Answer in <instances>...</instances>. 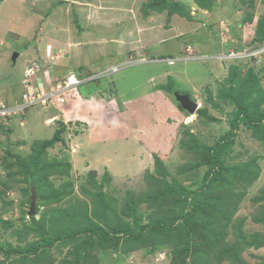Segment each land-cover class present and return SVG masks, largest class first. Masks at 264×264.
<instances>
[{"label": "rangeland", "instance_id": "1", "mask_svg": "<svg viewBox=\"0 0 264 264\" xmlns=\"http://www.w3.org/2000/svg\"><path fill=\"white\" fill-rule=\"evenodd\" d=\"M3 1L0 0V37L5 44L0 45V55L8 56L11 70L16 68L13 55L21 53L17 65L24 63L27 55L22 46L34 44L32 32L36 33L35 37L41 34L39 22L41 18L42 23L48 21L52 11L53 14L68 13L71 8L74 24L76 19L79 21L73 41L82 42L75 45L78 49L73 60L89 59L90 42H95L97 35H103V31L95 30L96 24L91 19L95 15L94 6L98 9L103 0ZM170 1V18L156 13V25L168 27L174 15L184 22L185 28L177 25L178 31L184 32L170 33L172 39L161 44H168L172 52L177 44L176 55L180 52L186 56L201 47V43H205L201 47L204 49L194 52L199 55L196 59L179 61L177 63L183 64L176 66L145 62L146 67L152 69L146 72L158 78L170 69L169 79L161 81L163 89L173 95L181 91L192 98L193 86L206 79L196 93L200 108L204 107L210 118L194 116L189 122L197 139L185 128H179L173 152L179 151L182 155L174 156L172 152L167 160H162L160 168L164 167V171L161 172L157 170L155 159L153 169L138 181L121 185V188L133 187L135 191L127 189L119 198L114 196V192H118L116 187L106 184L108 177L96 178L97 172L89 167L81 168L72 161L71 156L77 152V134L83 131L77 120L68 122L66 139L62 132L63 140L47 146V155L43 152L39 156L40 140L33 145L34 137L14 130L16 123L12 124L10 134L3 131L7 129L1 124L0 264H74L78 251L88 245L100 247V229L108 234L111 228L120 227L122 223L136 230L145 228L147 234H153L144 240L147 249L132 245L134 241L112 239L110 244L93 250L99 264L147 261L176 264L184 260L186 264H264V0H200L204 3L202 6L198 0ZM176 4L183 13L173 8ZM32 13L45 17L32 20ZM69 16L71 19L72 14ZM53 20L52 16L51 23ZM8 23H20L25 38L6 28ZM84 30L90 32L91 38L85 42L82 40ZM110 31L114 30L108 28L104 35ZM216 42L222 44L223 50L214 49ZM43 48L45 50V45ZM230 48L236 56H227ZM67 65H72V61ZM18 68L22 70L21 66ZM1 69L8 70V67L3 65ZM102 83L109 92L112 82L102 79ZM3 87L1 83L0 89ZM133 89L130 85L125 87L128 96ZM237 101L246 109L233 128ZM64 112L56 121L55 130L63 126ZM52 133L44 130L40 138L51 140ZM190 142H193L191 147ZM36 158L40 166L53 161V167L42 171L38 165L35 170ZM156 185L164 190L160 191ZM188 187L193 194L189 193L183 203V190ZM177 190H181L178 195L174 193ZM163 193H172L171 199L165 201L168 203L161 204V199L156 198ZM195 201L198 209L189 216L194 224L187 238V254L181 251L186 249L187 243L185 215L193 211ZM164 229L171 234L164 233ZM174 230L176 234L172 235Z\"/></svg>", "mask_w": 264, "mask_h": 264}, {"label": "crops", "instance_id": "2", "mask_svg": "<svg viewBox=\"0 0 264 264\" xmlns=\"http://www.w3.org/2000/svg\"><path fill=\"white\" fill-rule=\"evenodd\" d=\"M5 1L7 0L3 2ZM18 1L20 3V0ZM103 1L104 3L100 4L98 9H95L97 6L93 5L95 15L91 18L93 19V24H96L95 30L103 31V35L101 37L97 35L94 37L96 41L90 42L92 43L88 49L90 56L89 59L85 58L84 61L73 60L74 52L78 49V46L75 48V45L80 44L82 41L76 40L74 42L75 31L79 21L76 19V24H74L73 10L71 8L67 11L68 13L53 14L52 11L51 15L54 17V23H51V15L48 21L42 23L43 18L41 17L45 16L36 13L30 14L32 20L41 18L38 28L41 27L42 32L35 37L36 33L33 31L32 40L34 44L22 46L24 53L27 55L24 63L19 64L22 70L18 68V59L14 62L16 68L11 70V61L8 56L6 54L0 55V79L2 80L0 84L3 83L4 85L3 89H0V92H2L0 100L12 102L19 97L14 86L25 78V69L33 61H41L44 64L41 70L38 71L37 76L33 78V86L42 84L47 88V85H51L56 79L64 77L70 71L77 70L80 74L86 76L90 73H96L98 70H103L105 66L112 65L111 62L114 59V62H121L128 57L139 59L141 57L176 56L177 44L173 46L174 50L172 52V48L168 49V44L163 45L161 43L172 39L170 33L181 32L180 34H182L184 32L178 31L179 27H177V25L182 24L181 28H185L184 22H181L182 20L173 15L169 26L162 25L161 27L156 25L154 16L156 13H163L164 16L165 14L167 15V12L152 11L147 13L143 11L147 0ZM177 1L184 2L183 0ZM72 2L74 3V1ZM63 3L66 2L63 1ZM21 8L22 6L19 4V9ZM142 12L143 16L141 15ZM68 14H72L71 19ZM177 14L180 16L179 13ZM167 16L170 18L171 14L169 13ZM109 18L111 19L110 22H108ZM68 25H70V28ZM6 28L11 29L14 33H20L23 38L26 36L22 32L20 23L19 25L18 23H8ZM108 28H112L114 31L104 35V31L108 30ZM84 31L82 35L83 42L91 39L89 37L90 32ZM180 34H175L174 36ZM41 40H43V44ZM4 44L5 41H3ZM201 44L204 45L205 43ZM208 44L207 47L210 48V43L208 42ZM44 45L45 50L43 48ZM221 45L216 42L213 47L218 50L222 49ZM50 47H52L54 52L53 50L51 51ZM201 47H198V49H204ZM161 49L170 51L163 52ZM56 50L58 52H55ZM66 59L68 61L71 60L72 65H67L68 61ZM177 62L173 65L168 62H162L161 64L168 67L183 64ZM3 65H6L8 70H2ZM133 67H124L99 79L82 83L79 88L80 93L78 95H70L64 105L53 104L49 107L36 106L25 109L23 113L18 114L12 121L9 131H3L10 134L13 129L12 124L16 123L14 130L34 137L32 144L35 141L37 142V140H40L39 142L46 141L49 139L40 138L41 134L44 130L53 131V137L58 131L55 130L57 128L56 121L60 119L62 111H65L63 114V125L65 124L64 128H66L63 132V134L65 133V139L66 134L69 133L68 128L70 125L68 122L70 120H80L79 126L83 128V131L77 134V138H79L77 141V152L74 156H71L74 164L80 165L81 168L89 167V170L97 172L96 178L108 177L106 184L112 183L118 190V192H114L115 197L119 196L120 198L127 192V189H129L128 192L135 191L133 187L124 188L122 186L121 188V185L134 183L141 176L147 174L149 170L151 171L156 157H159L161 161L167 160L165 158L170 157L173 152L174 137L178 134L179 128H185L196 138L193 135L194 132H192L193 129H191L190 123L194 120V116L199 118H203V116L197 111L194 114L189 113L187 110L181 111L179 109L180 103L175 96L163 89L161 81L169 79L171 75L170 69L164 71L157 78L155 75H148L149 72L146 71L152 69L146 67L145 62L137 63ZM16 77L18 78L16 79ZM115 78H117V81ZM102 79L112 82L109 85V87H112L109 92L106 91L107 87H104L105 84L102 83ZM205 80H202L199 85L193 86L194 98L189 94L192 99L197 101L199 108L201 102L197 100L198 94L196 92L199 91ZM129 85L134 88L130 91L133 92L132 96H128L125 90V87ZM201 109L206 110L204 107H201ZM58 124L61 123L59 122ZM59 127L61 128V125ZM192 143H188V146L191 147ZM178 154L181 153L177 151L174 156ZM173 160H175L174 157ZM106 171L108 174H106ZM150 175L156 176L153 173H150ZM156 188L161 189V186L156 185ZM179 191L181 192V190H177L174 193L178 195ZM183 191L184 194H193L189 187ZM165 196V194L160 196L162 198L161 204L168 203L165 202L166 199L164 198L171 199L170 195L167 194V197ZM146 232L142 233V240L133 242L132 245L142 246L141 249H147L148 246L145 245L144 240L147 235L152 236L153 234H147ZM147 262L140 264H154L153 262ZM167 263L169 264V262Z\"/></svg>", "mask_w": 264, "mask_h": 264}, {"label": "trees", "instance_id": "3", "mask_svg": "<svg viewBox=\"0 0 264 264\" xmlns=\"http://www.w3.org/2000/svg\"><path fill=\"white\" fill-rule=\"evenodd\" d=\"M169 2H171V1L170 0H158V1L155 0V1L150 2L148 4L145 3L144 4L145 5L144 9H145L146 12L148 10V7L152 8V9H155V10L161 11L164 8H168ZM197 2H199V4L201 6L204 5V3H201L200 0H198ZM176 5L177 6H173V8H176L177 12L183 13L180 10L181 8H180L179 4H176ZM236 103H237V106H238V111H237L238 113H237L236 119L234 120V122H232V127L233 128L237 127V120H238V118L241 115L244 114L245 109H246L245 105L241 101H237ZM198 113H200L205 118H210V115L206 113V110H203V109L200 108L198 110ZM65 130H66V128H64V125H63L55 133V135L53 136V139L47 140V141L38 142L39 144H41V149L39 151L38 156L42 155L43 152L46 153L47 146H51L53 143H55L57 141H62L63 140V136L61 135V133L64 132ZM46 155H47V153H46ZM46 155H44V156H46ZM34 156H37V154L35 153ZM38 159L36 158L37 162L34 163V167L33 168H35V170L37 169V166L39 165V162H38L39 160ZM52 162H50L51 165L48 164L49 163L48 162V163H45V164H42L41 166L40 165L39 166L41 167L42 171L43 170L45 171L49 166L53 167V165H52L53 163ZM156 163H157L159 172L164 171V167L160 168V164H163V163H162V161L160 160L159 157H156ZM207 174H206L205 177L208 176ZM163 190H164L163 188L160 189V191H163ZM163 194H165L166 195L165 197H167L166 193H163ZM163 194H159L158 196H156V198H159V199H161L160 201H162V198L160 196H162ZM169 195H172V193H170ZM164 199H167V198H164ZM187 199H188V193L183 196V199H182L183 203L186 202ZM197 206H198V203H196V201H195V208L193 209V211L192 212H188V214L185 215L186 224L184 225V229H185V234H186L185 242H187V243H186V249L185 250L182 249L181 251H185L186 253L188 252V243H189V241H187L188 240L187 238H189V236L193 232L192 227H193V224H194L193 218H189V216L193 215L196 212V210L198 209ZM126 225H128V227ZM118 226H120L121 228L115 226V227L111 228V230H110L111 233H108V234H106L105 232H103V230L100 229L99 233L101 235V241L98 243L100 247H96L97 244H95V245H90V246L88 245L86 248H84L81 251L77 250L78 251L77 255L74 256V264H99V261H97V255H95L93 253V250L94 249L96 250L97 248H102V246H106L107 244H110L112 242V239L113 240L117 239L116 241L122 240L121 237L119 236L120 234H123V237L126 236L125 237V241L126 240H130V241L132 240L134 242H138L139 240L143 239V234L142 233L145 232V228H142L139 231V230H136L135 228L131 227V225H129L128 223H122L121 225H118ZM166 232L171 234V232L169 230L168 231L165 230L164 233H166ZM174 234H176V230L172 231V235H174ZM118 243L119 242H117L115 244V246H118ZM187 254L184 255L183 258H185L187 256ZM186 261L187 260H184L183 262L179 261L176 264H186Z\"/></svg>", "mask_w": 264, "mask_h": 264}, {"label": "clouds", "instance_id": "4", "mask_svg": "<svg viewBox=\"0 0 264 264\" xmlns=\"http://www.w3.org/2000/svg\"><path fill=\"white\" fill-rule=\"evenodd\" d=\"M151 1L153 0H147L145 3H150ZM145 7V5H144ZM148 7V6H147ZM143 11H145V9H143ZM152 11H155V12H161L162 11H166L167 12V15H169V13H171L169 11V8H164L163 10L159 11V10H155V9H152V8H149L148 7V10H147V13H151ZM141 15L143 16V12L141 13ZM0 45H3V39L0 37ZM190 45V44H188ZM184 51H186L185 49H182ZM230 51L233 50V49H229ZM194 52H197L199 53V49L195 50L192 52V54H188V55H181L180 53L176 56H166V57H163V56H155V57H141L139 59L135 58V57H128L126 58L125 60L119 62V61H116L115 63H112V65H109V66H105L103 68V70H98L96 71V73H90V74H87L86 76H83L82 74H80L78 71H70L67 75H65L64 77L62 78H58L56 79L51 85H47L48 87L46 88L45 85H37V86H33V78H35L37 76V73L38 71L41 70V68L44 66V64L41 62V61H33L30 65H28L25 69V78L20 82V83H17L14 88H16L18 94H19V97L14 99L12 102H9L7 100H0L2 102H5L7 104H10V105H15L16 102H21L23 101L24 99V96L25 94H28V93H39L41 91V89H44V90H50L51 87H55L59 82H62L64 81L67 76L70 74V73H74L79 79H81L82 81L80 83H78L77 85H75L74 89H72L71 91H69L68 93H66V101L67 99L70 97V95H78L80 93V86L82 85V83L88 81V80H94V79H99L107 74H112L114 73L116 70H120L124 67H128V66H131V65H134V64H137V63H142V62H148L147 60L151 61V62H168L170 63L171 65H173L174 63H176L177 61H181V60H194L196 59V56H199L198 54L194 53ZM17 53V52H16ZM18 56H19V52H18ZM17 56V58H18ZM228 56V54H227ZM16 58V59H17ZM14 61V60H13ZM16 61V60H15ZM14 61V62H15ZM110 63V64H111ZM36 65V66H35ZM35 66V67H34ZM31 67H34L33 71L31 72H28V70L31 68ZM114 67H116V69H113ZM176 92V91H175ZM174 92V93H175ZM177 92H180V93H183L181 91H177ZM175 95V94H174ZM176 98V97H175ZM191 98V97H190ZM192 99V98H191ZM177 100V99H176ZM193 101H195L194 99H192ZM65 101V102H66ZM178 101V100H177ZM64 103H59L57 101L56 98H54L53 100L51 101H46L45 103L43 102H38L37 104H34V105H29V106H26V107H23V108H20L18 111H16L12 117L10 118V121H9V124L8 125H4V127L1 126V123H0V126L3 128V129H9L11 127V123L12 121L16 118V116L20 113H23L25 111V109H28V108H31V107H36V106H41V107H49L53 104H59V105H64ZM179 102V101H178ZM197 102V101H195ZM180 103V102H179ZM181 104V103H180ZM199 105V104H198ZM182 106V105H181ZM184 109V108H183ZM199 106L197 107L196 111L198 112L199 110ZM186 110V109H184ZM188 111V110H187ZM195 111V112H196ZM189 112V111H188ZM190 113V112H189ZM194 114V113H193ZM72 121V120H71ZM69 121V122H71ZM77 121H80V120H77ZM75 122V121H74ZM81 122H78V124H80ZM65 126V124H64ZM79 126V125H78ZM76 126V127H78ZM60 129V128H59ZM69 129V128H68ZM53 139V137H52ZM47 141V140H46ZM207 174V172H206ZM121 237V239H125V237H123V234H120L119 235Z\"/></svg>", "mask_w": 264, "mask_h": 264}, {"label": "built area", "instance_id": "5", "mask_svg": "<svg viewBox=\"0 0 264 264\" xmlns=\"http://www.w3.org/2000/svg\"><path fill=\"white\" fill-rule=\"evenodd\" d=\"M192 52L189 54H192ZM228 55L233 57L236 56V53L234 50H231ZM34 67H31L28 72L33 71ZM113 69H116V67ZM81 81L82 80L79 79L74 73H70L64 81L59 82L55 87H51L50 90L41 89V91L37 94L33 92L25 94L23 101H17L15 105H10L0 101V123L3 125H8L10 118L16 111H18L20 108L37 104L38 102L45 103L46 101H51L56 98L59 103H64L66 101L65 94L74 89L75 85Z\"/></svg>", "mask_w": 264, "mask_h": 264}, {"label": "water", "instance_id": "6", "mask_svg": "<svg viewBox=\"0 0 264 264\" xmlns=\"http://www.w3.org/2000/svg\"><path fill=\"white\" fill-rule=\"evenodd\" d=\"M18 56V53H15L13 55V60L15 61ZM175 97L176 99L181 103L182 107L186 110H188L191 114L195 113L198 103L193 101L190 98V95L187 93H180V92H175Z\"/></svg>", "mask_w": 264, "mask_h": 264}]
</instances>
